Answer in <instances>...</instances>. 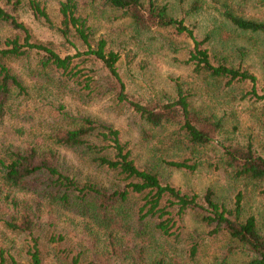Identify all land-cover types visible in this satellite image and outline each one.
<instances>
[{
	"label": "trees",
	"instance_id": "trees-1",
	"mask_svg": "<svg viewBox=\"0 0 264 264\" xmlns=\"http://www.w3.org/2000/svg\"><path fill=\"white\" fill-rule=\"evenodd\" d=\"M48 1L0 0V25L13 32L0 41V123L7 115L17 116L15 102L32 95L48 105L41 120L46 129L32 130L25 145L0 137V264H112L114 259L146 264L157 249L152 260L163 264L160 240L184 243L189 259L195 261L207 234L185 231L182 219L188 210L199 223L213 227L210 233L227 235L229 242L217 264H227L232 253L244 256L243 264H264V232L253 214L244 215L241 192L227 207L215 200L210 188L198 194L163 181L152 167L137 165L130 141L117 128L90 115L73 114L62 100L69 96L88 104L106 98L116 112L131 108L142 121L144 141L171 131L187 156L164 160L168 167L189 172L223 168L235 181L264 186V156L253 142L224 137L223 118L195 107L179 81L173 97L132 100L118 66L123 44L114 49L105 37L96 38L76 0H58L60 21L55 25ZM82 3L96 11H118V18L128 19L139 36L167 28L188 35L194 42L188 61L197 74L226 84L248 80L249 94L264 97L256 93L253 73L228 65L225 58L213 62L203 47L205 40H197L183 18L170 14L169 4ZM200 8V0H192L186 12ZM214 8L237 30L264 34V21L237 13L227 0H218ZM33 21L85 49L61 54L60 42L39 38ZM53 98L59 100L51 102ZM61 149L72 151L94 174L81 178L79 166ZM9 236L21 239L16 253L7 246Z\"/></svg>",
	"mask_w": 264,
	"mask_h": 264
},
{
	"label": "rangeland",
	"instance_id": "rangeland-1",
	"mask_svg": "<svg viewBox=\"0 0 264 264\" xmlns=\"http://www.w3.org/2000/svg\"><path fill=\"white\" fill-rule=\"evenodd\" d=\"M76 1L80 4V12L87 16L96 38L105 37L108 45L114 49L123 44L118 66L125 90L132 100L173 97L179 81L190 92L195 107L213 111L223 118L224 137H235L240 142L251 140L264 156V97L257 98L249 94L251 82L235 80L226 84V80L214 81L207 78L206 74H197L193 70V63L188 61L190 50L194 47V42L188 35L179 36L174 30L167 28L139 36L131 29L128 19L118 18V11H96L85 6L83 0ZM227 1L237 13L264 21V0ZM191 2L192 0H159V3L169 4L170 14L178 19L183 18V24L193 30L197 40H205L203 47L208 48L213 62L225 58L228 65L239 66L253 73L256 76V93L258 96L264 95V34L237 30L215 10L218 0H200L201 8L197 12L188 13L186 11ZM47 10L50 19L58 25V0H49ZM30 24L39 38H54L59 41L61 54H74L78 49H85L79 43L75 47L65 41L46 24L37 21ZM12 34L9 28L0 25V41ZM207 35L210 38L206 39ZM58 100L53 98L50 101L56 103ZM62 102L69 106L73 114L90 115L112 124L120 131L124 140L130 141L137 165L152 167L163 181L181 189L191 188L198 194L210 188L215 200L227 207L233 205L236 194L241 192L244 215L253 214L264 232L263 184L235 181L223 168L200 167L189 172L168 167L164 160H177L187 156L183 146L175 142L171 131L157 132L153 139L144 141L141 135L142 121L131 108L125 107L123 111L116 112L106 98L82 104L67 96ZM47 110L48 105L38 94L24 102H15L14 112L17 116L7 115L4 118L0 123V137L7 142L25 145L31 138L32 130L46 129V123L41 120ZM60 152L68 161L79 166L81 178L94 174V170L78 163V158L72 151L61 149ZM182 226L185 231L207 234L205 241L201 244L195 261H191L184 243L160 240L159 243L163 246V264H217L229 242L227 235L210 233L213 227L207 228L199 223L191 210L184 215ZM7 243V246H13L10 251L15 253L22 246L20 238L9 236ZM158 252L159 249L146 264H154L152 259ZM162 255L159 254L158 257ZM244 259V256L232 253L227 264H243ZM112 264L130 262L114 259Z\"/></svg>",
	"mask_w": 264,
	"mask_h": 264
}]
</instances>
